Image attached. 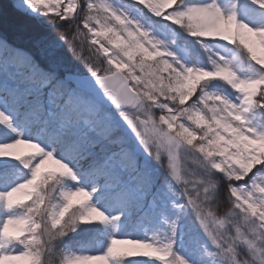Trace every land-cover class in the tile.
I'll return each mask as SVG.
<instances>
[{"label": "snow or ice", "instance_id": "obj_1", "mask_svg": "<svg viewBox=\"0 0 264 264\" xmlns=\"http://www.w3.org/2000/svg\"><path fill=\"white\" fill-rule=\"evenodd\" d=\"M0 264H264V0H0Z\"/></svg>", "mask_w": 264, "mask_h": 264}, {"label": "trees", "instance_id": "obj_2", "mask_svg": "<svg viewBox=\"0 0 264 264\" xmlns=\"http://www.w3.org/2000/svg\"><path fill=\"white\" fill-rule=\"evenodd\" d=\"M3 27L11 39L22 41L30 31V22L23 17L10 16Z\"/></svg>", "mask_w": 264, "mask_h": 264}]
</instances>
